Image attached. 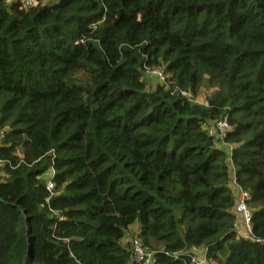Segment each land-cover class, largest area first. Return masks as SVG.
Segmentation results:
<instances>
[{"label": "trees", "instance_id": "trees-1", "mask_svg": "<svg viewBox=\"0 0 264 264\" xmlns=\"http://www.w3.org/2000/svg\"><path fill=\"white\" fill-rule=\"evenodd\" d=\"M1 136L0 264H264V0H0Z\"/></svg>", "mask_w": 264, "mask_h": 264}, {"label": "built area", "instance_id": "built-area-1", "mask_svg": "<svg viewBox=\"0 0 264 264\" xmlns=\"http://www.w3.org/2000/svg\"><path fill=\"white\" fill-rule=\"evenodd\" d=\"M21 1L25 3V6L29 7V6H33L36 0H27V1L21 0ZM146 72L156 76L164 84L167 81L165 70L162 68L147 69ZM182 95L187 98H189L190 96V94L186 92H182ZM216 127L219 131V134L222 137H224V135H226L231 129L226 121L218 123ZM1 140H2V136L0 137V145H1ZM229 149L231 150L232 148L229 147ZM54 178H55V172L53 169H50L47 175V190L49 193H51V197L54 195V190H55ZM237 190L239 189L237 188ZM239 191H240V196L237 201V205L235 209L237 222H238L237 233L243 239L252 240L251 222L253 218V210L249 208V203L252 197L246 191H242V190ZM49 202H50V198L47 199V203ZM201 257L202 259H199L198 257H194L193 263L204 264L205 263V259L203 258L204 256L202 255ZM133 261L134 264H156L154 254L149 253L145 249L143 242L138 238H136L133 243Z\"/></svg>", "mask_w": 264, "mask_h": 264}, {"label": "rangeland", "instance_id": "rangeland-1", "mask_svg": "<svg viewBox=\"0 0 264 264\" xmlns=\"http://www.w3.org/2000/svg\"><path fill=\"white\" fill-rule=\"evenodd\" d=\"M27 1V0H26ZM144 81L146 82V83H148L149 85H151L152 83H155V84H158V80H157V78H156V76H154V75H152V74H149V73H145V75H144ZM214 93V90H209V89H206L205 87H203V88H201L200 90H199V93H198V95L196 96V97H194L195 98V101L196 102H198V103H200V104H202V105H208V99L211 97V95ZM189 98L191 99V98H193V95L192 94H190V96H189ZM212 130H217L218 131V129L217 128H214V129H212ZM219 132V131H218ZM236 191H237V194H236V197H237V199H239V196H240V191L239 190H237L236 189ZM133 238H131V240H132ZM130 239H128V241H131ZM203 255V254H202ZM197 257L199 258V259H202V257H201V253L199 252V253H197Z\"/></svg>", "mask_w": 264, "mask_h": 264}, {"label": "crops", "instance_id": "crops-1", "mask_svg": "<svg viewBox=\"0 0 264 264\" xmlns=\"http://www.w3.org/2000/svg\"><path fill=\"white\" fill-rule=\"evenodd\" d=\"M133 232H134V234H136V233L138 234V232H139V227L136 226V227L133 229Z\"/></svg>", "mask_w": 264, "mask_h": 264}, {"label": "clouds", "instance_id": "clouds-1", "mask_svg": "<svg viewBox=\"0 0 264 264\" xmlns=\"http://www.w3.org/2000/svg\"><path fill=\"white\" fill-rule=\"evenodd\" d=\"M12 1H15V0H12Z\"/></svg>", "mask_w": 264, "mask_h": 264}, {"label": "water", "instance_id": "water-1", "mask_svg": "<svg viewBox=\"0 0 264 264\" xmlns=\"http://www.w3.org/2000/svg\"><path fill=\"white\" fill-rule=\"evenodd\" d=\"M2 201V200H1Z\"/></svg>", "mask_w": 264, "mask_h": 264}]
</instances>
